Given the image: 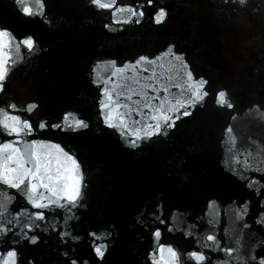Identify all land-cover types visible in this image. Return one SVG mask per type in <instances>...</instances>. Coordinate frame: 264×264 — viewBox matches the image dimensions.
Returning <instances> with one entry per match:
<instances>
[{
    "label": "water",
    "instance_id": "obj_1",
    "mask_svg": "<svg viewBox=\"0 0 264 264\" xmlns=\"http://www.w3.org/2000/svg\"><path fill=\"white\" fill-rule=\"evenodd\" d=\"M23 2L38 15L24 16L14 0H0V25L16 38L11 43L3 38L11 67L0 107L15 103L19 110L11 114L29 119L34 129L40 121L60 128L36 130L19 142L0 129V144L12 142L24 150L33 139L45 141L36 147L53 176L59 168L66 182L82 179L84 187L67 224V210L58 207L45 210V220L31 232L24 228L27 216L20 217L7 239L0 235V261L23 229L38 240L31 244L16 236V264H70L72 259L77 264H170L168 248L158 251L160 245L180 253V264H195L187 253L201 250L197 238L203 243L213 234L210 220L221 247H236L239 241L241 256L264 255V224L255 223L264 212V0H246L244 7L224 0H153L142 9L143 17L116 9L139 11L145 0H103L114 3L112 9H97L90 0ZM159 8L166 16L156 23ZM27 35L37 40L31 52L16 46ZM169 45L186 54L194 79L209 82L207 97L192 109L182 105L190 103L194 81L182 61L167 53ZM141 55L152 65L117 71ZM149 77L155 90L143 88ZM104 89L113 102L101 109L102 100L108 103ZM222 90L232 109L218 105L216 93ZM29 104L37 107L27 112ZM185 110L192 114L181 116ZM165 118L175 126L166 128ZM78 120L87 127L78 129ZM157 123L163 134L145 138ZM229 126L232 132L226 131ZM137 137V146H131L130 139ZM57 143L71 145L76 164L51 147ZM250 181L256 183L249 187ZM5 193L12 198L8 219L21 209L38 211L15 189L0 185V200ZM245 201L248 212L237 219ZM157 228L161 234L154 238ZM62 231L79 240H62ZM89 233L109 237L96 241L107 244L102 258L94 253ZM205 255L211 264L228 259L223 252L205 250Z\"/></svg>",
    "mask_w": 264,
    "mask_h": 264
},
{
    "label": "snow or ice",
    "instance_id": "obj_2",
    "mask_svg": "<svg viewBox=\"0 0 264 264\" xmlns=\"http://www.w3.org/2000/svg\"><path fill=\"white\" fill-rule=\"evenodd\" d=\"M226 4L229 3H238L240 7L246 6V0H224ZM14 3L17 6V10L24 16L33 17L38 15L32 11L30 5L25 4L23 0H14ZM38 3L43 4V0H38ZM153 0H145L144 5H140L139 11L134 8H126L121 9L117 8L116 11L126 10L131 13L132 17L139 15L143 17L144 12L143 8L145 6H152ZM90 5L96 7L97 9H112L114 8V3H106L103 0H90ZM115 12H113V16ZM166 16V11L164 8H159L155 13V22L160 23L159 17ZM128 21H124L127 23ZM136 23H140L139 20L135 21ZM48 23V21H45ZM113 23H119V21H113ZM105 28H108L109 25L105 24ZM7 35L9 37V43L15 40V36L10 31V29L5 25H0V93H4L6 91V83L8 79L7 69L11 67L9 63L11 60V56H8V59L5 60L4 57L6 55L4 48L5 45L3 43L4 36ZM19 48L23 46L24 49L31 52L37 46V40L31 36L27 35L20 38L16 44ZM10 52V49H9ZM167 53L177 61H182V67L187 69V77L189 80H193L194 82L189 85L193 91L190 93V103L186 102L185 105H182L185 109H192L196 106V104L204 97H207L208 92L205 90L208 85V80L204 77H199L198 79H194L193 72L189 66V62L186 60V54L184 52L177 53L173 50V46L169 45L167 49ZM159 59V57H156ZM115 64V61H112ZM142 63H146L149 66L152 65L153 60H150L149 57L141 55L139 56L133 64H125L122 69H118V72H123L129 67L135 69L137 66H140ZM143 72H147L148 69H142ZM117 73H113L115 76ZM149 83H145L143 85L144 89H153L155 90V85L151 83L152 77H149ZM139 83V81H136ZM177 87H180L177 85ZM161 91H167V89H161ZM107 95L108 103H104L103 100L100 102L101 109H105L110 107L113 102L112 93L108 92L107 89L102 90L101 95ZM227 93L226 91H219L216 93V98L218 101V105L220 107H227L228 109L233 108V104L226 100ZM120 107L119 104L116 105ZM37 107L35 104L27 105L25 111L31 112ZM145 109H148V105H145ZM17 105L15 103H9L5 106L0 107V129H2L3 134L8 136L17 137V142L22 136H30L36 130L43 131L48 127L51 129H59L60 126L57 124L48 125L45 121H40L36 125V129L33 128V124L29 119L21 120L19 115H12L11 113L18 111ZM191 111L185 110L181 113V116H189L191 115ZM111 115L106 117V119H111ZM125 117L121 116L120 119L123 121ZM180 117L178 116L177 119ZM78 129L86 128L87 124L83 121L78 120L76 122ZM166 128H173L175 126L174 121H170L165 118L164 121ZM111 127L112 125H108ZM151 127V125H149ZM155 130L153 132L147 133L145 138H150L151 136H159L163 134V129L159 123L155 124ZM77 129V130H78ZM63 130V129H61ZM226 131L232 132L231 126H229ZM141 139L137 137L135 139H130L131 146H137L136 140ZM45 141H37L33 139L30 145H27L24 150L16 147L14 143L7 142L0 144V185L6 186L7 189H15L16 192L24 197L28 204L31 205L32 209H36L38 211H33L31 213L26 212L25 209H21L17 211L15 215L12 216L11 219H8L10 215L8 204L11 202V197L6 193L4 195V199L0 200V235H2L5 239L13 233V230L20 225V217L27 216V219L30 223H26L24 228L28 230V232L32 231L33 226L36 228L40 227V224L37 223L39 221L45 220V210H48L52 207H58L61 209H66L69 215L65 217V223L73 219L74 217L71 215L73 209L78 207L82 202V189L84 187L83 180L69 183L66 182L67 178L60 175L59 168L56 170V175L53 176L52 170L50 168V162L46 158V155L42 151L37 150V145H45ZM51 147L55 148L57 152L61 153L66 160H70L73 164L77 163L76 154L73 152L71 145L65 144L61 145L60 143L51 145ZM57 181L54 183L53 181ZM256 183V181H250L248 186L251 187L252 184ZM43 191H40V190ZM45 192L50 195L45 196ZM47 201V202H45ZM261 207L264 208V202L261 203ZM242 212L237 211L236 218L243 219V216L248 212V201H245L241 205ZM159 210V206H158ZM159 223L163 224L164 220L160 218V216L153 217ZM255 223L257 225L264 224V212L259 214V217L256 219ZM210 229L213 234L206 235L203 240V243H199L198 247L201 249L200 251H191L187 253V259H191L195 261V264H211V256L205 255V250L208 251L209 254L212 252H223L225 256L228 258L223 262V264H230L231 261H235L236 264H264V255L259 256L254 253L249 254L248 256L240 255V247L239 241L236 242L237 246H225L221 247L217 237L215 235V222L209 221ZM244 229H248L249 225L244 224ZM172 229L169 228V231ZM160 229L157 228L153 233V237L160 236ZM90 237L93 240V251L97 255V257L102 258L107 251V244H97L96 241L99 240H107L109 237L107 234L97 235L96 233H89ZM185 235H189V233H185ZM16 236H22V238L27 239L29 243L35 244L37 243L38 237L36 235L28 236L27 232H24L21 229V232L16 233L13 237V242L10 247L6 250L5 256L6 259L0 261V264H16V260L13 258L18 257V249L16 246ZM61 239L71 238L72 240H79L78 236H73L70 231H62L60 232ZM164 247L168 248V252L171 256L170 264H180L181 262V254L178 253L171 245H160L158 251H162ZM255 247V246H254ZM155 253H151L150 255H154ZM67 256V253H65ZM31 264V261H29ZM70 264H77V260L72 259Z\"/></svg>",
    "mask_w": 264,
    "mask_h": 264
}]
</instances>
